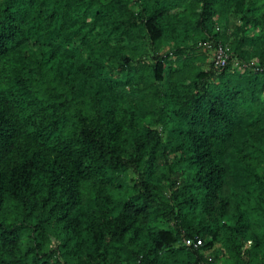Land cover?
<instances>
[{
    "label": "trees",
    "instance_id": "trees-1",
    "mask_svg": "<svg viewBox=\"0 0 264 264\" xmlns=\"http://www.w3.org/2000/svg\"><path fill=\"white\" fill-rule=\"evenodd\" d=\"M0 264H264V0H0Z\"/></svg>",
    "mask_w": 264,
    "mask_h": 264
},
{
    "label": "built area",
    "instance_id": "built-area-1",
    "mask_svg": "<svg viewBox=\"0 0 264 264\" xmlns=\"http://www.w3.org/2000/svg\"><path fill=\"white\" fill-rule=\"evenodd\" d=\"M227 55L223 52L221 48L215 49L212 52V62L214 65V68L217 69L218 71H222V69L225 67L227 64ZM185 245L187 247L189 246H198L200 245V241H194V240H185Z\"/></svg>",
    "mask_w": 264,
    "mask_h": 264
},
{
    "label": "rangeland",
    "instance_id": "rangeland-1",
    "mask_svg": "<svg viewBox=\"0 0 264 264\" xmlns=\"http://www.w3.org/2000/svg\"><path fill=\"white\" fill-rule=\"evenodd\" d=\"M203 51V53L205 52V50H202ZM211 60V58H210V56H209V60L208 61H210ZM209 63V62H208ZM234 63H236V62H234ZM207 67V66H206ZM234 67L235 68H238L239 66H238V64H234Z\"/></svg>",
    "mask_w": 264,
    "mask_h": 264
}]
</instances>
